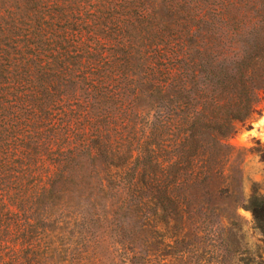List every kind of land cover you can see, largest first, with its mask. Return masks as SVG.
<instances>
[{"label":"trees","instance_id":"16d2710c","mask_svg":"<svg viewBox=\"0 0 264 264\" xmlns=\"http://www.w3.org/2000/svg\"><path fill=\"white\" fill-rule=\"evenodd\" d=\"M262 93L264 0H0V264H259Z\"/></svg>","mask_w":264,"mask_h":264},{"label":"rangeland","instance_id":"374dc122","mask_svg":"<svg viewBox=\"0 0 264 264\" xmlns=\"http://www.w3.org/2000/svg\"><path fill=\"white\" fill-rule=\"evenodd\" d=\"M236 148L250 149L245 155L243 169V191L249 197L255 191L264 195V93L260 94V102L256 113L239 131L229 140ZM37 178L39 183L41 179ZM36 182V183H37ZM238 213L245 220L244 242L248 252L256 258V262L264 264V236L255 228L250 211L239 209ZM0 251H3L0 246ZM7 254L12 250L5 248ZM1 264H10L8 260Z\"/></svg>","mask_w":264,"mask_h":264}]
</instances>
